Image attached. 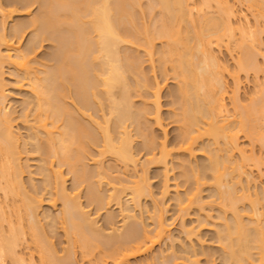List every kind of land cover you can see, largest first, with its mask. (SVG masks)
Returning a JSON list of instances; mask_svg holds the SVG:
<instances>
[{"label":"bare ground","instance_id":"6f19581e","mask_svg":"<svg viewBox=\"0 0 264 264\" xmlns=\"http://www.w3.org/2000/svg\"><path fill=\"white\" fill-rule=\"evenodd\" d=\"M147 1V6L143 8V0H11L9 4L16 7L10 9L12 8L10 6L9 10L6 11L5 8V10L3 9V4L0 0V12L2 10L5 11V13H0V16H2V21L0 22V46L9 42L8 28L6 26L8 20L6 22V19L11 17L16 10H20L18 7L27 8V10L35 5L39 7L33 16L30 17L28 15L30 19L28 23H15L14 26L11 24L13 26L11 33L13 38H22L25 34L24 31L26 32L25 29H28L27 27L29 26L30 28H35H33L34 30L31 28L35 32L32 39L30 38V45L25 46V49L12 46L8 48L7 53H2L0 47V192L3 193L2 196L0 194V264H7V261H11L10 264H18L16 262L23 264L26 254L21 251L20 253L24 255H19L18 247L22 244L24 245L25 237L29 236L28 234L31 235L32 239L30 245L32 242L31 246L33 247L30 248H34V250H31L32 254L34 251L37 252L36 255L39 254V264H73L70 258L73 259L75 257L72 253L76 254V248L80 249L76 250L81 252V258L87 260L88 264H128L131 258L148 252L156 243H159L158 241L164 235H167L168 227L170 228L168 225L170 224H166L167 220L165 219V221L163 218L165 211L163 212L164 209L161 208L165 205L160 206L161 203L158 205L155 202L157 206L155 205L154 207V212H156L154 216L155 214L156 216H152L156 226L151 229L153 231H149L147 223H145V216L143 218V213L146 210L142 206V198H148L147 195L152 191H150L152 183H149L150 176L147 175V168L149 169V165L154 162L164 163L167 167L168 157H171L170 155L173 154V151L172 149H167L169 146L166 145V139H163L161 143L159 139L157 142L156 139L158 137L154 139V134L152 136V131H149L152 128L150 129L146 122L148 120L147 117L151 113L153 114L154 112L158 117L160 115L161 101L157 83L156 89L152 88L154 90L152 93V98H154L153 107L149 105V101L147 103L148 99L146 98H144L146 100L143 101L142 105L136 104L138 100L136 101L135 97L137 95L146 97L148 94L145 93L146 91L150 93V85L153 83H151V77L149 78L146 76L147 74L145 75L146 71L144 72V69L142 71V66L144 65L141 59L145 57L142 56L141 58L137 54L139 51L135 52L132 49V45H135L136 49L137 46L145 47L143 50H145L146 54L149 52L151 57H153L154 46H156L154 43L159 39L164 42V46L160 47L161 52L159 53L161 70L168 74L167 70L170 68L172 70H170L171 73L173 72L179 84V99H176L177 111H175V121L179 123L178 126L180 125L181 143H179V147L185 149L186 153L187 150L191 151L188 152L193 156L195 152L193 149L194 146H198L196 145L198 140L204 137H207L208 140H206L207 142L205 140L202 142L201 140L205 144H200L201 149L202 147L204 148V153H207V156H205L207 157L206 163H203L200 167H195L192 166V161L183 162L181 159L183 162L181 164L184 166L183 170L180 169L182 171L181 175L185 177L186 183L192 182L195 184L193 185V187L195 186V192L193 190L192 193L196 197L195 201L198 200L199 204L197 203V207L198 205L200 207L206 205L204 203L206 200L200 199V186L203 189L204 184L202 183H208L207 181L205 182V179L212 181L210 185L213 184L212 196H214V199H211L214 201L211 199L210 201L213 204H219L221 212L218 211L220 213V220H218L222 221L223 219L222 222H215L219 226L215 230L218 238L216 239L219 241L218 243L222 244L220 248L223 249L224 263L264 264V191L263 193L260 192L262 195L260 193L258 195V191H254L256 194L254 193L255 197L253 198V190L250 187L251 180L248 181V178L247 180L245 179L248 186L244 188L247 190L241 191V189L244 190L243 187L240 188L238 186L242 181L241 176L249 174L245 168H247V165L249 166L248 162L251 161V156L239 146L240 134H242L241 136L245 135V138L248 136L249 140L253 141V144H251L252 150L256 145H254L255 142L258 145L260 144L261 150L264 149V85L261 87L257 83L260 90L258 88V91H255L258 93L254 94V98L251 97L250 101L248 100L250 102L248 104H242L239 95L240 73L252 72L254 75H258V72L261 73L264 70L263 66H261L262 64L259 65L260 62L257 57L260 54H258L259 50L254 47L256 46L254 45L256 41L260 42V37L258 38L257 36L259 33L255 32L256 30L254 32L251 30L253 26L249 25L253 24H248L249 22L243 26L241 25L240 28L238 27L241 21L238 22L239 25L235 23L236 20L234 21V18L238 12L235 7L233 8L234 5L229 0H199L198 3L196 2L197 0ZM213 2L217 4V7L212 5L214 4ZM243 2L250 8L247 7L250 11L249 13L253 12L256 19H258L256 22L260 23L259 20L264 19V0H243ZM211 6L214 9L217 8V10L215 9L216 12L209 11L212 8ZM143 13H145L144 17L147 13V15L151 16V19H156L153 26L149 23V25L142 23ZM143 21L146 22L144 19ZM238 28L240 32H237V36L236 30H239ZM257 28L259 27L257 26ZM47 41L55 43L54 46L56 47L55 51L49 54V60H52V64H44V68L39 66L41 69L36 68L37 72L34 68L37 64L33 66L32 63L31 65L32 58H30V55H34L36 46H40ZM224 42H226L225 44L232 42L229 47L232 48L233 46L235 51L237 49L240 52L239 55L237 54L238 52L236 53L238 58L236 57L235 70L233 69L231 71L232 74H229L235 81L233 90L228 86L224 75L227 72L225 70L229 69L226 66L228 64L223 63L226 64L223 65L220 55L218 56L216 52V48L221 47ZM140 48L138 49L140 50ZM8 61L14 64L18 70L19 68L21 69L19 71L24 74H20L22 75L20 77L29 79L33 98L31 97L32 100H27L22 118L25 117V120L28 121L29 115L33 113H29L28 107H32L30 110L34 111L35 121L33 122L35 123L30 125L32 132L30 131L31 133L29 134H32V136L27 135L31 137V140L34 139L33 142H36L35 150L44 154L45 161L43 162L51 166L48 167L46 164L44 166V163L40 162V165H43L42 167H46L43 170L45 173L43 175H46L47 181L44 183H47L48 187L50 186L49 184L54 182L56 188L54 184H51L56 191V193L54 191L55 195L53 196H55V200L60 199L63 204L60 213L52 218V223L59 221V223L61 222V225L59 224L60 227L65 225V229H63L66 230L67 243L71 245L70 251L68 247L66 258L58 255L52 241L49 239L50 236L48 237L51 232L49 234L47 232L49 229L46 230L48 227L46 226V228L43 225L45 223L42 224V219L38 213V209L41 208L39 204L41 203L42 205L38 195L40 193L37 192L38 194H35V191V196L31 194L36 189L35 185L33 186L31 183V188H33L32 191L29 190L31 193L28 195L29 192L23 181L24 166L20 162V154L24 151L21 152L22 142L20 143V141L23 139L21 137V140L19 135H17L19 131L16 133L14 130V117L8 110L9 96L5 92L6 84L3 83V78L1 77L5 72L3 66ZM228 72L231 73L229 70ZM17 79L19 81L22 80L21 78ZM259 83H262V81ZM228 88L233 94V98H231L234 104V114L233 111V116L230 114L232 117L228 114V103L225 101L229 92ZM152 98H149V100ZM70 100L72 103L68 102ZM76 105L78 106L76 107ZM158 117H156V120ZM158 120V122H162L160 117ZM151 126L153 127L152 123ZM139 137L143 138L141 140H143L145 147L150 152L153 151L151 149L154 148V145L156 149L157 143L162 145L161 150L159 149L161 151L159 158L153 156L151 159L149 157L150 159L147 160H150V163L144 159L146 164L144 162L142 164L140 160L142 165L137 162L139 161L137 159V157L139 158V153H137L138 150L137 152L134 150L137 144H134V142ZM27 140L28 142L31 141L28 138ZM22 146L27 147L26 143ZM95 147L100 148V150ZM93 148L97 149L98 153L95 169L89 168V164H87L89 162H87V159L92 156L91 149ZM25 150L27 151V149ZM262 151L264 152V150ZM236 153L237 156H235ZM105 154L116 157L117 159H114L115 163L121 160L126 164L132 163L133 166L134 164L137 167V164L143 166L140 169L141 175H139V171V174L136 173L138 177L135 178L136 175L132 171L134 174L131 175L134 176L131 177L135 179L130 176L128 178L123 176V179L116 177L118 181L120 179V183L118 185L113 183L115 181L114 177H111L113 173L109 174L111 170L108 171L109 167L107 165V169L105 168L103 157L100 156L102 159L99 157V155ZM189 154H186L185 158L187 155L191 157ZM259 158L261 161L263 160L261 156ZM53 159L58 161L60 168L59 166H54L55 169L53 168ZM186 159L184 161H187ZM41 160H43V157ZM48 160L51 162H48ZM262 164L264 165V163ZM61 165H67V169L69 168L73 172L76 179L75 189H78L82 183L88 185L89 202L97 204L99 209L96 208V210H103L107 206L109 208L113 202L116 207L119 206L118 209L121 212L119 213L122 215V220L119 223H123V225L121 224L123 229L120 228L115 215L111 212L106 216V221L108 222L106 223L112 229L110 233H106L104 228H100L97 225L99 220L94 216L95 214L91 215V213L85 211L86 209L83 208L84 204L79 199V194L74 196L68 191L67 180L64 178L65 174H63V170H60ZM136 166L134 167L136 169V171L134 169L135 172L138 171ZM124 167L126 169L129 168L128 165H124ZM43 171L41 168V172ZM165 172L164 175L168 174L165 178H169V173H167L166 169ZM119 177L122 178V176ZM165 178L164 180L167 181V178ZM31 182L35 183V181ZM105 182L107 183L104 187L109 185L106 192L101 187ZM167 186L168 183L165 187L169 191L170 188ZM166 188L162 189L164 194L165 192L166 194L169 193ZM249 190L252 192L250 193ZM238 193H240V196ZM164 194L162 195L164 196ZM250 194L253 196L250 197ZM178 195L179 192L175 197L177 201H175L178 209L179 207L182 209L181 205H184L183 203L188 195L185 193L186 196L184 197L186 198ZM3 196L4 198L2 199ZM126 196H128V200L124 202ZM249 197L250 204L246 201L250 205L249 210L251 209V213L246 211L249 212V215L246 213L248 215L246 220L243 216L245 212L240 210L244 209V207L242 205V208H240L239 202L246 198L249 199ZM188 198L190 201L193 199V197ZM241 204H244V202ZM9 208H12L11 211ZM186 208H184L186 210L185 213L189 209ZM137 209L141 211L135 212ZM184 209H182L183 212L185 211ZM109 210L107 209V211ZM104 211L106 212V210ZM227 211L231 213L232 216L229 214L231 217H228ZM119 213L116 215L119 216ZM139 213L140 216H138ZM46 216L44 215L43 217ZM49 217L51 216L46 218ZM46 218H44L45 221ZM207 219L205 218L206 221ZM139 220L141 223H139ZM199 222L201 223V219ZM47 223L49 224V222ZM192 244L190 245L192 246ZM192 247L193 249L196 248ZM186 251L191 253L192 249L190 248V251ZM187 252H181L183 257L185 256L184 254H188ZM194 252H192V255L195 258L197 254L194 255ZM202 252L206 251L202 249ZM160 253L164 257L166 256L163 251ZM190 255L188 254L185 258L191 261L193 256L189 259ZM32 256L34 257V255ZM180 256L179 258L183 259ZM214 256L212 255L210 259L208 258L209 263L212 264L211 257ZM27 257L29 258V256ZM33 257L29 258V261L26 260L27 263H25L26 261L24 263L38 264ZM164 257L162 256L161 258ZM75 259L74 261H77ZM152 259L154 261V257ZM196 259L195 261H197ZM171 260L172 258L168 261L171 262ZM21 261L22 263H20ZM138 261L135 260L137 264H143ZM177 261L174 263H177ZM162 263L169 264L164 260ZM145 264H150L149 259Z\"/></svg>","mask_w":264,"mask_h":264},{"label":"rangeland","instance_id":"374dc122","mask_svg":"<svg viewBox=\"0 0 264 264\" xmlns=\"http://www.w3.org/2000/svg\"><path fill=\"white\" fill-rule=\"evenodd\" d=\"M11 0H1V2H2V4H3V9L5 8L6 9V11H8L9 9L8 8H10V6L12 7V8H10V9H14V7H16V6H12V4H9V2H10ZM194 1H196V0H194ZM198 1L199 0H197L196 2L198 3ZM147 0L145 1V0H143V8H145L146 6H147ZM215 2V1H214ZM213 2V3H214ZM229 2L232 4V5H234L233 6V8L235 7V10L238 12H236L237 14H236V17L234 18V21H235V23L237 24V25H239V21H241V23H240V25L238 26L239 28H240V26L242 25H245L247 22H249L248 24H253V25H249V26H253L252 28H251V30L254 32V30H256L255 32H258L259 34L257 35V33H256V35L258 36V38L260 37V39H259V41L260 42H257L256 41V44H254V45H256V46H254L255 48H257V50H259L258 51V59H259V65H261V66H263V68H264V21H262V20H264V19H262V20H259V22L260 23H258V21L256 22V20H258V19H256V16L254 15V13L253 12H251V13H249L250 11H249V7H248V5L247 4H245L244 2H243V0L242 1H240V0H229ZM243 2V3H242ZM230 4V5H231ZM9 5V6H8ZM213 6L215 5V7H217V4L216 3H214V4H212ZM231 5V6H232ZM145 6V7H144ZM212 7V6H211ZM249 9H248V8ZM18 8H20V10L18 9V10H16L15 12H13L12 13V15H11V17H9L8 19H6V22H7V20H8V22L6 23V26H7V34H8V40H9V42H7V43H5V44H2L3 45V47H2V45L0 46L1 47V52L2 53H7V51H8V48H10V47H12V46H16V47H21L22 49H25V46H29L30 44H29V42L31 43V39H32V36H33V34H34V32L35 31H33L31 28H30V26L29 27H27L28 29H25L26 30V32L24 31V35L22 36V38L21 37H19V38H17V37H15V38H13V36H12V31H13V29H12V27L14 26V24L15 23H28V21L30 20L29 19V16L31 17V16H33L36 12H37V10H38V8L39 7H37V5H35V6H33L32 8H28V10H27V8L26 9H23V7H18ZM23 10H22V9ZM4 9V10H5ZM30 9V10H29ZM210 9V8H209ZM212 9H214L213 7L209 10V11H214V12H216V10H217V8H215L214 10H212ZM239 10V11H238ZM1 11V10H0ZM251 11H253L252 9H251ZM2 12H4L5 13V11H3L2 10ZM2 12H0L1 14H2ZM0 14V15H1ZM29 15V16H28ZM144 15H145V13H143V17H144ZM2 16H0V22L2 21V18H1ZM151 16L148 14L147 15V13H146V16L143 18L144 20H146V22L145 21H143V19H142V23L144 22L146 25H149V24H151L152 26H153V24H155V21H156V19H151L150 18ZM152 20V21H151ZM18 21V22H17ZM245 22V23H244ZM149 23V24H148ZM257 23V24H256ZM11 24L13 25V26H11ZM247 24V25H248ZM144 25V24H143ZM145 25V26H146ZM150 25V26H151ZM257 26L259 27V28H257ZM238 28V29H239ZM255 28H257V29H259V30H257V29H255ZM262 28V29H261ZM31 32V33H30ZM240 32V29L239 30H236V34H237V36H238V33ZM11 36H12V38H11ZM31 36V37H30ZM239 36H240V34H239ZM21 38V39H20ZM31 38V39H30ZM11 40H13V41H11ZM258 40V39H257ZM10 43V44H9ZM50 43V44H49ZM51 43H53V42H50V41H47V42H44V43H42V45H38L39 46V48H38V46H36V50H35V53H34V55H30V58H32L31 60V65H32V63H33V66L34 65H36L34 68L36 69V68H44L45 67V65L46 64H52V60L50 61L49 60V54L50 53H52V52H54L55 51V43H53V44H51ZM226 42H224V43H222L223 45H221V47H217L216 48V52H217V54H218V56L220 55V59H221V61H223L222 62V64L223 63H226V64H228V65H226V64H223V65H226L227 67V69L231 72V71H233V69L235 70V63H237L236 62V60H237V58H238V55H239V51H237V49H236V51L234 50V48H233V46H232V48H233V51H232V48L231 47H229V44H231L232 45V42L231 43H227V44H225ZM255 43V42H254ZM14 44V45H13ZM156 46H154V50H155V52H154V55H153V57H151V55H150V53L148 52L147 54L149 55H147L146 54V52H145V50H143L145 47H142V46H140V47H138L137 45V49L134 47L135 45H132L133 46V50L135 51V52H137V51H139V52H137V54L142 58V56L143 57H145V58H142L141 60H142V63H143V65L144 66H142V71H143V69H144V72H145V75L147 76V77H151L150 78V80L152 81L151 83H153L152 85H150V93H148L149 91H146V93L145 94H148V95H146V97H144V96H142V95H140V96H138L137 95V97H135V100L137 101H135L136 102V104L137 105H142L144 102V100H146V99H148L147 100V103H148V101H149V105H152L151 107H153V105L154 104H152V102L154 101V98H152L153 96V92H154V90H152V88H154V89H156V83H157V86L159 87V95H160V97H159V99H160V107H161V109H160V115H159V117H160V120L162 121V122H158L159 120V117L158 116H156L155 115V113L153 112V114L151 113L148 117H147V119L148 120H150V121H146L147 122V125H149L148 127L151 129V130H149L150 132H151V134H152V136H153V134H154V139H156L157 137V142L160 140V143L161 142H163V139L165 140L166 139V145L167 146H169L167 149H172V151H173V154L172 155H170L171 157H168L169 159H168V163H167V167H166V164H162V163H160V164H162V165H160L159 164V162H154V163H151L148 167H149V169L147 168V172H148V176H150V186L152 187V189H150V191H151V195L149 194V195H147L148 196V198L147 197H143L142 198V206L144 207V209L146 210L144 213H143V218H144V216H145V220H146V222L145 223H147V228H148V230L149 231H153V230H151V229H154L155 228V224H154V222H155V220H153L154 219V217L156 216V214H155V216H154V213H156V212H154V207H155V205H156V203H158V205L160 204V206L162 205H165V206H163V207H161L162 209H164L163 210V212L165 211V213H163L164 214V216H163V218H164V220L167 222L166 224L168 225V223L170 224V225H168V226H170V228L168 227V231H167V235H164V237L163 238H161L160 239V241H158L159 243H156L153 247H152V249H150L148 252H146V253H143V254H141V255H139V256H135V257H133V258H131L130 259V261H128V264H137V262H135V260L136 261H138L139 263H143V264H145V263H147L148 262V259H149V262H150V264H156V263H158V264H161V262H163V260L167 263H169V264H172V263H174L175 261H177V263H174V264H211V263H209L208 261H209V259H210V256H214V254H216L214 257H211V260H212V264H223L224 263V260H223V249L222 248H220L221 247V243H218L219 241L217 240L218 238L216 237V228L217 227H219L218 225H216L218 222H222L223 221V219H222V221H219L220 220V217H219V215H220V213H218V211L219 212H221L220 211V207L218 206L219 204H216V203H214L213 204V202H211L210 201V199L212 198V199H214V196H212L213 195V184L212 185H210L211 184V182L212 181H209L208 179L206 180L205 179V182L207 181L208 183L206 184V183H202V184H204L203 185V189L201 188L202 186H200V194H201V196H200V194H199V196H200V199L201 200H203V201H205L204 203L206 204V205H203V206H199L198 205V207H197V203H198V200L197 201H195V198L196 197H194L193 195V190H194V187H193V185H195V184H193L192 182H189L190 183V185H189V183L187 182L186 183V179H185V177L183 176V175H181V170H183L184 168V166H182V164H183V162H191L192 163V166H201V165H203V163H206V161H207V157H205V156H207V153L205 152L204 153V148L202 147V149H201V145L200 144H205V143H202V142H204V140H205V142H207L208 140H207V137H204V138H202L201 140H202V142H201V140H198V142L196 143V145H198V146H194V149L193 150H195V152H194V154H193V156H191L190 154H189V152H191V151H189V150H187V153H186V150L185 149H182V148H180L179 147V143H181L180 142V130H179V126H178V122L177 121H175V115H176V112L175 111H177L176 109H177V100L179 99L178 97V95H179V84H178V80H177V78L174 76V74H173V72L171 73V69L169 68L168 70H167V73L168 74H165L166 72L164 71V70H161V65H159V64H161V63H159L160 62V60H159V57H160V52H161V49H160V47L162 46H164V42L162 41V40H157V42L155 41V43H154ZM5 45V46H4ZM22 45H23V47H22ZM227 45H228V47L231 49V51H230V49L227 47ZM258 45V46H257ZM223 46H225V47H223ZM52 47H53V49H52ZM27 48V47H26ZM138 48H140V50L138 49ZM159 48V49H158ZM38 49V50H37ZM221 49V50H220ZM157 50V51H156ZM218 50H220V51H218ZM256 50V51H257ZM144 52H145V54H144ZM235 52V53H234ZM238 52V53H237ZM143 53V54H142ZM238 55H237V54ZM33 54V53H32ZM36 54V55H35ZM36 56V57H35ZM155 57V58H154ZM237 57V58H236ZM158 58V59H157ZM35 59H36V61H35ZM43 60H45V61H43V63H42V61ZM145 60V61H144ZM159 60V61H158ZM39 61H41V62H39ZM48 61V62H47ZM10 61H8V62H5V64L7 63H9ZM38 62V63H37ZM51 62V63H50ZM35 63V64H34ZM4 65L3 67H4V71H3V68H2V71L4 72L3 73V76H1L2 78H3V83H5L4 85L6 86V88H5V92L6 93H8L7 95L9 96H7L8 97V102H9V104H8V110L12 113V115H13V117H14V119H13V126H14V130L16 131V133H17V131H19V133L17 134V135H19V138L21 139V137H22V141H20V143L22 142L24 145H25V143H26V148L24 147V146H22L23 144L21 143V154H20V162L22 163V165L24 166V172H23V178H24V182H25V186H26V188H27V190H28V192H29V194L28 195H30V191H32V188H31V183L33 184V186L36 188H34L35 190H33L32 191V195H34L35 196V194L38 192V193H40V194H38L39 195V199L41 200L40 202H42V205H41V203L39 204L40 206H41V208H40V206H39V208L40 209H38V213L40 214V218L42 219V224L43 223H45V224H43L47 229L46 230H48L49 229V231H47L49 234H50V232H51V234L50 235H48V237H49V239L52 241V243H53V245H54V247H55V249L57 250V252H58V255L59 256H61V257H63V258H66L67 257V252H68V247H69V251H70V247H71V245L69 244V243H67L68 242V237L65 235L66 233H65V231L66 230H64L65 228H64V226L65 225H63V227L61 226H59V224L61 225V222L59 223V221L57 222V221H54V223H52L53 221H52V218H54L56 215H58L59 213H60V211H61V209H62V207H63V204H62V201L60 200V199H57V200H55L56 198H55V196H53V195H55V193H56V191H55V184H54V182H53V184H54V187H52V185L51 184H49L50 186H48L47 187V183H44V182H46L47 180H46V178H45V176L46 175H43V173H44V171L43 170H45L46 169V167L44 168V167H42L43 165H40L41 163L40 162H42V163H44V166H45V164H46V162H43V161H45L44 160V154L43 153H41V152H37L35 149H36V142H35V145H34V142H33V140L34 139H32L31 140V137H29V136H32V134H29V133H31L32 131H31V129H30V125H32L33 123H35V122H33V121H35V116H34V111H31L30 110V108H32V107H28L29 108V111L26 109V111H28L29 113H32V115H29V117H28V121L27 120H25V117L24 118H22V116H23V114L22 113H24V110H25V104H26V102H27V100L29 101V99H31L32 100V98H33V95L31 96V86H30V83H29V79L27 78V79H25L24 77H20V76H22L24 73H21V71H19V70H21L20 68H19V70L15 67V65L14 64H11V62L8 64V65ZM43 65V67H42V65ZM45 64V65H44ZM234 64V65H233ZM10 66V67H9ZM40 66V67H39ZM232 67V68H231ZM40 68V69H41ZM262 68V67H261ZM39 69V70H40ZM231 69V70H230ZM17 70H18V72H17ZM37 70V69H36ZM171 70V71H170ZM228 70H225V71H227L228 72ZM163 71V72H162ZM168 71H170V72H168ZM23 72V71H22ZM37 72H38V70H37ZM226 72V73H227ZM225 73V72H224ZM224 74L225 75V79H226V81H227V84H228V86L231 88V90H233V87H234V85H235V81H234V78H232V76H230L229 74H232V72L231 73H227V74ZM20 74H22V75H20ZM173 74V75H172ZM18 75H19V77H18ZM143 75V74H142ZM227 75V76H226ZM259 75V76H258ZM258 75H254V73H252V72H249V73H247V72H242V73H240V79H241V81H239L240 83H239V95H240V97H241V102H242V104H248V102L250 101L249 99L251 98V97H253L254 96V94H256V93H258V92H255V91H258L257 89L259 88V90H260V87H259V85L262 87V85H264V70L260 73V72H258ZM143 77H144V75H143ZM15 78H16V80H15ZM17 78H21L22 80H18ZM176 78V79H175ZM28 80V81H27ZM260 80V81H259ZM19 81V82H18ZM257 81V82H256ZM262 81V83H259V82H261ZM21 82V83H20ZM159 83H160V85H159ZM259 85H258V84ZM257 85H258V87H257ZM7 89V90H6ZM147 90V89H146ZM149 90V89H148ZM228 90H229V92H228V94H227V98H226V102L228 103L227 104V106H228V108H229V110H228V114L230 115H232L233 116V114H234V104H233V100H232V98H233V94H232V92H231V90L228 88ZM8 91V92H7ZM152 91V92H151ZM33 94V93H32ZM253 94V95H252ZM29 95V96H28ZM144 95V94H143ZM147 96H148V98H147ZM150 96V97H149ZM30 97V98H29ZM32 97V98H31ZM138 97H141V98H138ZM232 97V98H231ZM144 98H146V99H144ZM149 98H152V99H150L151 100V102H150V100H149ZM254 98V97H253ZM70 99V98H69ZM177 99V100H176ZM24 100V101H23ZM72 100V99H71ZM68 101L69 103L71 102L72 103V101ZM249 100V101H248ZM252 100V99H251ZM73 101H75L74 99H73ZM76 102V101H75ZM250 103V102H249ZM75 104H77V103H75ZM78 105H76V107H77ZM227 108V109H228ZM25 111V112H26ZM231 111V112H230ZM232 111H233V114H232ZM157 114V113H156ZM230 115V116H231ZM231 116V117H232ZM152 117V118H151ZM156 117H158L157 118V120H156ZM174 118V119H173ZM24 119V120H23ZM152 119V120H151ZM153 119H154V121H153ZM25 121H27V123H25ZM150 122V123H149ZM151 123H152V125H153V127L151 126ZM161 123V124H160ZM15 124V125H14ZM28 124V125H27ZM264 124V123H263ZM27 125V126H26ZM28 126H29V128H28ZM264 126V125H263ZM264 128V127H263ZM28 129H30V130H28ZM163 130V131H162ZM31 131V132H30ZM165 131V132H164ZM155 132V133H154ZM166 133V134H165ZM24 134V135H23ZM29 136H28V135ZM242 134H240V138H239V143H240V145L239 146H241L243 149H245L246 150V152H247V154L248 155H250L251 157H250V160L251 161H249L248 162V164H249V166L247 165V168H245V170L246 171H248V173L249 174H243V177L241 176V180L243 181V179H244V181L242 182L241 181V183H239L238 184V186L241 188V187H243V189L244 188H246L247 186H248V183H247V178H248V181H250V183H251V185H250V187H252L251 188V190H253V192L252 191H250V193L252 192V194L254 195H252V194H250L249 196L250 197H252L253 196V198L255 197V192L256 191H258L257 192V194L259 195V193L261 192V193H263V191H264V165L262 164V163H264V154H262V153H264L262 150H264V149H262L261 150V146H260V144L258 145V143L257 142H255L254 143V145L256 144V145H258V146H254L253 148V150H252V148H251V144H253V141H251V139L249 140V137L247 136L246 138H245V135H243V136H241ZM167 136V137H166ZM135 137H138V136H135ZM134 137V138H135ZM156 137V138H155ZM26 138V139H25ZM27 138L29 139V140H31V141H29L28 142V140H27ZM141 138L142 137H139V138H136L135 139V142H134V144H136V149H134V150H136V152H137V150H138V152L137 153H139V158L137 157V159H139V161H137L139 164H140V160L142 161L141 163L142 164H146V162L147 161H149V163H150V160H147V159H150L151 157L153 158V156L154 157H158L159 156V154H160V150H161V147H162V145L159 143H157L156 141H155V143H157V146H156V149H155V145H154V148L153 149H151V150H153V151H151L150 152V150L149 149H147V147H145V145H144V142H143V140H141ZM140 139V140H139ZM143 139V138H142ZM159 139V140H158ZM241 139V140H240ZM207 140V141H206ZM24 141H27V142H25L24 143ZM142 141V142H141ZM251 141V142H250ZM31 142V143H30ZM32 142H33V144H32ZM250 142V143H249ZM154 143V144H155ZM28 144H29V146H28ZM143 145H144V147H143ZM159 145H161V146H159ZM205 146V145H204ZM24 147V148H23ZM134 147V148H135ZM158 147H160V148H158ZM240 147V148H241ZM95 148H97V147H95ZM95 148H93V149H91V154H92V156H90V158H88L87 159V164H89V168H91V169H95L96 168V159H97V157H98V153H97V149H99L100 150V148H97V149H95ZM197 148H199V149H197ZM258 148H260V149H258ZM25 149H27V151L25 150ZM160 149V150H159ZM257 149V150H256ZM29 150V151H28ZM149 150V151H148ZM255 150V151H254ZM155 151V152H154ZM189 151V152H188ZM94 152V153H93ZM142 152V153H141ZM146 152H148V153H146ZM238 152V151H237ZM41 154L43 155L42 157H43V160H41ZM186 154H189L191 157H192V159H191V157H189L188 155H187V157L186 158H188V159H186L185 158V155ZM239 155V154H238ZM100 156H102L103 157V159L100 157ZM142 156V157H141ZM235 156H237V153H236V155ZM253 156V157H252ZM258 156V157H257ZM259 156H261L262 158H263V162L261 161V159L259 158ZM40 157V158H39ZM99 157L103 160V164L105 165V168H106V165H107V167H109L108 168V171L109 170H111V171H109V174L111 175V173H113L112 174V176L111 177H114L113 179H115V181L113 182V183H117V185H118V183H120V179H123V176H125L124 178H128L129 176L131 177V176H134V175H136V177L135 178H137L138 176H137V174H139L138 172L140 171V174L139 175H141V168L143 167V166H140V165H142V164H137L138 165V167L134 164V166H133V164L132 163H130V164H126V163H123L121 160H120V162H117V163H115V160L114 159H117L116 157H114V156H112V155H99ZM150 157V158H149ZM93 158V159H92ZM94 158H95V160H94ZM151 158V159H152ZM159 158V157H158ZM237 158V157H236ZM239 158V157H238ZM252 158H253V160H252ZM101 159H99V160H101ZM144 159H145V161H144ZM183 160V162H182V160ZM187 160V161H184V160ZM254 159H256V160H254ZM260 159V160H259ZM54 160V161H53ZM52 161H53V168H54V166L55 167H58L59 166V168H60V165L58 164V161L56 160V159H53ZM180 160V161H179ZM189 160V161H188ZM56 161H57V163H56ZM98 161V160H97ZM179 161V162H178ZM196 161H198V162H196ZM204 161V162H203ZM260 161V162H259ZM48 162H51V161H49L48 160ZM47 162V163H48ZM92 162V163H91ZM95 162V163H94ZM144 162V163H143ZM196 162V163H195ZM182 163V164H181ZM196 165H195V164ZM199 163V164H198ZM254 163L256 164L255 166H254ZM260 163V164H259ZM51 164V165H52ZM58 164V165H57ZM94 164V165H93ZM169 164V165H168ZM179 164L181 165L180 167H179ZM194 164V165H193ZM198 164V165H197ZM252 164H253V166H252ZM46 165H48V164H46ZM111 165H112V167H111ZM124 165L126 166V165H128V169H126V167H124ZM251 165V166H250ZM50 166V164L48 165V167ZM116 166V167H115ZM118 166V167H117ZM123 166V167H122ZM136 166V168H138V171L137 172H135L136 171V169L134 168ZM169 166V167H168ZM51 167V166H50ZM166 167V168H165ZM246 167V166H245ZM256 167V168H255ZM41 168H42V171L43 172H41ZM44 168V169H43ZM116 170H115V169ZM164 169V171H163V169ZM172 168V169H171ZM55 169V168H54ZM107 169V168H106ZM114 169V170H113ZM117 169H118V171H117ZM123 169V170H122ZM134 169H135V171H134ZM165 169H166V171H167V173H169V178H167V181L166 180H164V178H165V176L166 175H168V174H166V175H164V173H166L165 172ZM181 169V170H180ZM37 170H38V172H37ZM61 171L63 170V174H65L64 175V178L67 180H65L66 181V186H67V189H68V191L70 192V193H72V195H77V194H79V196H80V200H82L81 202L84 204L83 205V208H85L86 210L85 211H87V212H89V213H91V215H94L96 218H97V220H99V222H98V226H100V228H104L105 229V232L106 233H110V231H112V229L110 228V226H109V224L107 225V221H106V216H108L107 214L108 213H112V214H114L115 215V219H116V221L119 223L121 220H122V215L120 214L121 212H120V210L118 209L119 208V206H117L116 207V204L114 203H112V204H110V206H109V208H110V210H112V211H110L109 210V208H108V206L106 207L109 211H107V209L105 208V209H100V210H96V208H97V204L96 203H90L89 201V198H88V191H89V189H88V185L86 184V183H82L81 185H80V187L78 188V189H75L74 188V185H75V176H74V174H73V172H71L70 170H69V168L67 169V165H61V169H60ZM149 170V171H148ZM180 170V171H179ZM47 171V170H46ZM128 171V173H126ZM131 171V172H130ZM135 173H133V172ZM142 171H143V169H142ZM123 172H125L126 173V175H125V173H123ZM130 172V173H129ZM137 173V174H136ZM143 173V172H142ZM45 174V173H44ZM119 174V175H118ZM122 174H124V175H122ZM129 174V175H128ZM131 174H134V175H131ZM183 174V173H182ZM114 175V176H113ZM181 175V176H180ZM119 176H122V178L121 177H119ZM245 176V177H244ZM116 177L117 178H120L119 179V181H118V179H116ZM184 179H182V178ZM45 178V179H44ZM132 179L134 178V177H131ZM134 178V179H135ZM165 178V179H166ZM169 179V180H168ZM246 179V180H245ZM31 181H35V183L34 182H31ZM107 181V180H106ZM116 181H118V182H116ZM165 181V182H164ZM256 182V183H255ZM107 182H105V183H103V186H101V187H103V190L106 192L108 189H107V187L109 188V185H107V187H104L105 186V184H106ZM164 183H166V184H164ZM167 183H168V186L167 187H169L170 188V190L168 191L167 189L168 188H166L165 186L167 185ZM247 185H246V184ZM249 183V184H250ZM30 184V185H29ZM37 184V185H36ZM44 184V185H43ZM242 184V185H241ZM46 185V186H45ZM45 186V187H44ZM119 186H120V184H119ZM211 186V187H210ZM246 186V187H245ZM257 186V187H256ZM37 187H38V190H37ZM73 187V188H72ZM105 188V189H104ZM166 188V190L169 192L168 194H166V192H165V194L166 195H168V196H166L164 193H163V190ZM239 188V189H240ZM163 189V190H162ZM257 189V190H256ZM27 190H26V192H27ZM30 190V191H29ZM77 190V191H76ZM245 190H247V189H244V190H242L241 189V191H245ZM36 191V192H35ZM54 191H55V193H54ZM186 191V192H185ZM240 191V190H239ZM249 191H248V193H249ZM255 191V192H254ZM27 192V193H28ZM34 192H35V194H34ZM178 192H179V195H182V197H184V196H186L185 195V193L188 195L187 196V198L186 197H184V198H186L185 199V202L183 203L184 205H181L182 206V209H184L185 207H187V208H189L188 209V211H187V213H185L186 212V210L183 212V210L182 209H180V207H179V209H178V205H177V200H176V196H177V194H178ZM194 192H195V190H194ZM212 192V193H211ZM241 193H244V192H241ZM255 193V194H254ZM260 193V194H261ZM0 194H1V196L3 195V193H1L0 192ZM154 194V195H153ZM162 194H164V196L162 195ZM189 194H191V195H189ZM245 194V193H244ZM178 195V196H179ZM209 195V196H208ZM238 195L240 196V193H238ZM262 195V194H261ZM1 196H0V199H1ZM166 196V197H165ZM208 196V197H207ZM127 197V198H126ZM124 199V202L126 201V200H128V196H126ZM188 197H190V198H192L193 197V201L191 200L190 201V199L188 198ZM210 197V198H209ZM250 197H249V199H245V200H241L242 202H244V204H241L242 202L240 201L239 202V207L240 208H242V205H243V207H244V209H240L241 211H244L245 213L243 214V216L246 218V220H247V218L248 217H246V216H248L249 215V212H246V211H250L249 210V204H250V202H249V200H250ZM4 198V196L2 197V199ZM42 198V199H41ZM163 198V199H162ZM209 198V199H208ZM188 199V200H187ZM211 199V200H212ZM161 200V201H160ZM176 200V201H175ZM187 200V201H186ZM207 200H209L208 202H207ZM248 201V203H247V201ZM190 201V202H189ZM194 201H195V203H194ZM212 201H214V200H212ZM246 201V202H245ZM156 202V203H155ZM202 202V201H201ZM155 203V204H154ZM186 203V204H185ZM189 203H191V204H189ZM195 205H194V204ZM203 202H202V204H204ZM189 204V205H188ZM199 204V203H198ZM208 204V205H207ZM214 205V206H212V205ZM113 205H115V206H113ZM188 205V206H187ZM157 206V205H156ZM206 208H205V207ZM246 206H248V207H246ZM10 207V206H9ZM112 207V208H111ZM148 207V208H147ZM165 207V208H164ZM203 208V209H200V208ZM213 207V208H212ZM218 207V208H217ZM157 208V207H156ZM186 208V209H187ZM212 208V209H211ZM216 208V209H215ZM247 208V210H245ZM10 209V211H11V209L12 208H9ZM9 209H7V211H9ZM97 209H99V208H97ZM166 209V210H165ZM104 210H106V212L104 211ZM181 210V211H180ZM40 211H42V212H40ZM93 211V212H92ZM95 211H96V213H95ZM139 211H141V210H139ZM138 211V209L135 211V212H139ZM155 211H157L156 209H155ZM240 211V212H241ZM51 212V213H50ZM120 212V213H119ZM150 214H148V213ZM158 212V211H157ZM228 213H227V215H228V217H231L232 215H231V213H229V211H227ZM230 212H232L231 210H230ZM93 213V214H92ZM120 214L119 216L118 215H116V214ZM243 213V212H242ZM248 215H247V214ZM250 213H251V211H250ZM41 214H42V217H41ZM53 216H52V215ZM106 214V215H105ZM138 214V213H137ZM205 214H206V216H205ZM229 214L231 215V216H229ZM46 216V217H48V216H51V217H49V218H46V217H43V216ZM97 215V216H96ZM154 217H153V216ZM217 215H218V217H217ZM251 215V214H250ZM105 216V217H104ZM117 216H118V218H117ZM138 216H140V213H139V215ZM150 218H149V217ZM208 216V217H207ZM153 217V218H152ZM199 217H200V219H201V223L199 222L200 221V219H199ZM203 217V218H202ZM44 218H46V221H45V219ZM121 218V219H120ZM205 218L207 219V221L205 220ZM105 219V220H104ZM118 219V220H117ZM137 219H139V218H137ZM149 219H151V220H149ZM216 219V220H215ZM219 219V220H218ZM149 220V221H148ZM202 220H204L203 221V223H202ZM50 221H51V223H50ZM148 221V222H147ZM153 223H152V222ZM211 221V222H210ZM47 222H49V224L47 223ZM56 222V223H55ZM107 222V223H106ZM215 222H217V223H215ZM47 223V224H46ZM139 223H141L140 222V220H139ZM205 223H207V224H205ZM53 224V225H52ZM121 224L123 225V223L121 222V223H119L118 225L120 226V228H122L123 226H121ZM143 224V223H142ZM50 227H49V226ZM106 225V226H105ZM184 225V226H183ZM52 226V227H51ZM109 226V227H108ZM186 226V227H185ZM215 226V227H214ZM52 228V229H51ZM64 228V229H63ZM119 228V229H120ZM150 228V229H149ZM123 229V228H122ZM191 229L192 230V232H190L189 230ZM218 229V228H217ZM53 230V231H52ZM187 231V233L189 234H187V233H185V231ZM169 232V233H168ZM184 232V233H183ZM47 233V234H48ZM193 233V234H192ZM166 234V233H165ZM27 235V234H26ZM29 236H26L25 238V241H24V245L22 244L20 247H18V251H19V255H21L22 256V254L24 253V254H26V256H25V261L26 260H28L29 258H32L31 257V255H34V257L33 258H35L34 259V261L36 262V263H38L39 264V261H38V255L39 254H37L36 255V253L37 252H35L34 251V253L32 254V252H31V250H34V248H30V247H33V246H31L32 245V242H31V245H30V241H32V239H31V235L30 234H28ZM166 236V237H165ZM28 237V238H27ZM217 238V239H216ZM29 239H31V240H29ZM163 240V241H162ZM193 243V244H192ZM184 244V245H183ZM186 244V245H185ZM190 244H192V246H194V247H196L195 249H193V247L190 245ZM29 245V246H28ZM70 245V246H69ZM57 246V247H56ZM182 246H184V247H186L185 249H184V247H182ZM188 246H189V248H188ZM181 247V248H180ZM223 247V246H222ZM65 248H67V249H65ZM188 248V249H187ZM190 248L192 249V251H191V253L190 252H187L186 250H188V251H190ZM21 249V250H20ZM23 249V250H22ZM29 249V250H28ZM76 249H78V248H76ZM75 249V252H76V254H73L72 252V255L73 256H75L73 259L72 258H70V261L73 263V264H88V261L87 260H85V259H83V258H81L82 256H81V252L79 251L78 252V250H80V249H78V250H76ZM202 249H203V251H206V252H202ZM205 249V250H204ZM222 249V251H220ZM73 250V249H72ZM185 250V251H184ZM23 252V253H20V252ZM164 252V254L166 255L165 257H164V255H162L160 252ZM195 251V252H194ZM74 252V251H73ZM176 252H177V255H176ZM178 252H180L179 254H178ZM181 252L183 253V252H187L189 255H190V257H188L189 259H191L192 258V252H194L195 254L194 255H196V257L194 258V256H193V258L192 259H194V260H192L191 259V261L190 260H187L185 257L188 255H186V254H184L185 256L183 257V255L181 254ZM207 252H208V254H207ZM210 252H212V253H210ZM31 253V254H30ZM70 253V252H69ZM23 254V255H24ZM212 254V255H211ZM179 255H181L182 256V258L184 259H180L179 258ZM27 256H29V258L27 257ZM68 256H70L69 254H68ZM80 256V257H79ZM164 257V258H161V257ZM180 256V257H181ZM27 257V258H26ZM154 257V261H153V258ZM76 258V259H75ZM161 258V259H160ZM170 258H172V260H171V262H169L170 261ZM176 260H175V259ZM179 258V259H178ZM197 258V259H196ZM209 258V259H208ZM213 258V259H212ZM74 259L75 260H77V261H74ZM195 259L197 260V261H195ZM10 260V259H9ZM30 260V259H29ZM28 260V261H29ZM144 262H143V261ZM156 260V261H155ZM158 260V261H157ZM162 260V261H161ZM169 260V261H168ZM174 260V261H173ZM24 261V262H25ZM161 261V262H160ZM11 262V261H10ZM10 262H8L7 261V264H10ZM23 262V264H25V263H27V261L24 263ZM130 262V263H129ZM153 262V263H152ZM160 262V263H159ZM196 262H198V263H196ZM211 262V261H210ZM223 262V263H222ZM16 263H18L19 264V262H16ZM20 263H22V261L20 262ZM11 264H13V263H11ZM163 264V263H162ZM225 264V263H224Z\"/></svg>","mask_w":264,"mask_h":264}]
</instances>
